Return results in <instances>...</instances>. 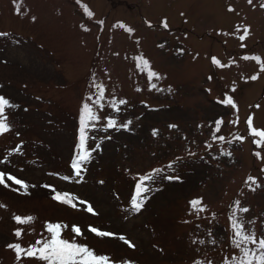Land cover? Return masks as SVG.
Returning a JSON list of instances; mask_svg holds the SVG:
<instances>
[{"label": "rangeland", "instance_id": "obj_1", "mask_svg": "<svg viewBox=\"0 0 264 264\" xmlns=\"http://www.w3.org/2000/svg\"><path fill=\"white\" fill-rule=\"evenodd\" d=\"M261 3L264 0H253L251 5L247 0H80L79 4L76 0H0V32L8 34L0 37V95L20 106L9 114L12 131L0 136V159L23 142V154L8 157L11 163L0 164V170L37 185L29 187L26 195L22 189L15 192L0 185V204L7 205L0 208V264H16L14 253L6 247L15 241L12 214L35 217L19 241L22 246L40 238L45 222L76 224L86 237L78 242L114 261L127 259L133 264H191L194 256L222 264L223 257L233 252L225 230L237 199L250 209L243 214L245 218L256 221L249 227L258 236L264 233V172L260 171L264 160L253 155L261 151L264 157V150L247 137L245 123L252 115L254 126L264 128V72L254 61L242 59L259 55L264 60ZM229 6L234 11L229 12ZM164 19L168 29L161 26ZM245 26L250 34L241 48L238 36L243 31L237 33L236 28ZM140 55L161 79L150 82L147 72L136 67L134 58ZM213 57L231 66L218 67ZM257 73V80L249 79ZM93 74L106 88L104 113L132 124L128 131L92 133L95 142L108 135L111 139L103 140L102 151L93 152L81 179L70 173L69 165L78 110L90 94ZM225 93L233 96L238 113L217 103ZM112 99L128 103L114 113L107 107ZM236 115L239 124L228 123ZM221 116L225 123L217 135L226 140L234 133L247 138L231 144L213 141L210 125ZM104 122L102 113L97 128ZM170 124L178 127L170 129ZM153 129L159 130L156 137ZM95 142L90 140L89 145ZM189 151L195 155L184 159ZM177 156L183 160L173 172L166 165ZM154 168H165L164 175H179L183 182L157 178L150 186L163 190L148 193L151 198L144 208L133 212V177ZM248 176L257 177L261 184L255 192L245 184ZM42 184L73 193L90 203L98 215L84 211L86 205L73 209L56 203ZM197 197L208 208L199 217L189 204ZM89 225L125 235L135 249L115 239L95 237L87 232ZM209 229L217 238L215 245L209 243L213 238L208 236ZM73 235L70 229L64 232L66 239ZM193 239H204L205 244L193 245Z\"/></svg>", "mask_w": 264, "mask_h": 264}, {"label": "snow or ice", "instance_id": "obj_2", "mask_svg": "<svg viewBox=\"0 0 264 264\" xmlns=\"http://www.w3.org/2000/svg\"><path fill=\"white\" fill-rule=\"evenodd\" d=\"M79 4L80 0H76ZM248 4H252L253 0H247ZM84 7V11L88 16L93 14ZM261 8H264V3L260 4ZM17 14L19 15V4L16 6ZM228 11L232 12L234 9L229 6ZM26 14V13H25ZM183 15V13H181ZM35 21V17H31ZM98 23L102 24L103 21ZM152 25L149 23L148 25ZM161 26L164 29H168L169 25L166 19L161 21ZM83 27V26H81ZM119 27L123 28L128 33H132L133 29L120 24ZM85 31H88L87 28H84ZM243 31L242 35L238 36V39L241 41V48L246 47L243 43L249 34L250 28L245 26L243 29L240 27L236 28V32L239 33ZM8 35L5 32H0V37ZM227 35V33H225ZM139 43V41H137ZM163 47V45H161ZM136 61V67L141 72H147V77L151 82L153 79L159 80L161 76L152 70L150 62L140 55L134 58ZM242 59L245 61H254L259 65L260 72H264V60L261 59L259 55H244ZM212 63L218 67H229V65L222 64L216 57L212 58ZM259 78V73L252 75L249 79L255 81ZM209 80L212 77L208 78ZM150 88L155 89L156 84L151 83ZM90 94L85 96L82 99L81 106L78 110V127L76 129V143L74 148V155L71 160V167L75 171V174L78 177H81V173L87 171L86 165L92 160L93 152L102 151V143L104 139H111V136L101 137L99 142H95L97 137L92 134L96 130H102L107 133L108 130L119 131L121 129L128 131L129 126L132 124L131 120L120 123L115 117L104 113L105 105V92L106 88L102 83H98L95 74L92 75L89 82ZM140 89H137L139 91ZM171 92V88L168 89ZM210 91V89L208 90ZM232 92H235L236 89L232 88ZM95 97V98H94ZM128 101L126 99H119L117 102L115 99H112L110 103L107 104V107L112 110L114 113H119L121 111V106L127 105ZM218 104H222L225 108L235 109L238 113L237 104L233 96L224 94L223 99L217 100ZM19 105L13 103L10 99L6 98L4 95H0V136H3L12 131V124L9 121V114L15 112L19 109ZM256 108H259L260 105H255ZM24 111H27L25 108ZM102 113L104 123L102 124L101 129H98L97 126L101 124ZM223 116L215 119L211 125V139L213 141L226 142L228 144L233 143V141L243 142L247 137L252 138V143L257 146L258 149L264 150V128H257L253 123V116L249 115L245 121L247 137L239 134H233L231 140H226L224 135H217L221 132L224 125ZM228 123L232 125L239 124V116L236 115V118L229 120ZM178 126L175 124H170V129H175ZM202 127V125H201ZM159 130L153 129L152 136L156 137ZM19 136V133H16ZM93 141L94 146L89 145V141ZM207 147L211 148L212 145L208 144ZM23 142L16 145L7 155L0 159V164H10L11 161L8 157L13 154L22 155ZM188 155L194 156L195 153L191 151L188 152ZM221 155L231 156L230 152H221ZM253 155L260 160H264V157L261 156V151L253 152ZM183 160L182 157L177 156L175 160L169 162L166 165L167 169L175 171V165ZM20 171H23L22 169ZM264 172V168L260 170ZM164 168H154L150 172L143 175H137L133 177L136 181L134 186V194L131 197V209L133 212H140L148 200L151 198L147 195L150 192H159L163 189L160 187L152 188L150 185L154 184L157 178H162L168 181H175L182 183V178L179 175H164ZM48 175H54V173H48ZM63 179H68V177H63ZM102 184L103 181H100ZM245 184L248 186L249 190L255 192L257 188L261 187V184L258 182L257 177L248 176L245 181ZM0 185L6 189H11L12 191L19 192L23 190L22 194H28L29 187L35 188L37 185L29 184L23 178H18L17 175L12 174L7 170H0ZM13 185L18 187H13ZM40 187L49 189L51 192V199L56 203L68 206L73 209H77L79 205H86L83 209L84 211L92 214L93 216L98 215V213L93 209L92 205L85 200H81L78 196L74 195L69 191H57L56 187L51 184H42ZM192 211L200 216L201 213L208 211L207 206L203 203L202 197H197L189 201ZM0 208H7V205L0 204ZM250 209L242 205L239 199L235 200L230 207V215H228V225L225 230L227 240L230 244V247L233 249V252L223 257L222 264H264V233L257 235V232L253 227L256 221L253 219H246L243 214L249 213ZM212 218L215 219V213H212ZM11 219L15 222L16 227L12 231V235L15 238V241L8 242L6 244L7 249L11 250L14 253V259L16 264H21L22 261H35L37 264H133L131 260H121L114 261L107 254H98L96 250L90 247L87 243L78 242V238H85V233L81 230L79 225L73 224L69 226L68 224L62 222H45L44 232L40 234V238L36 239L34 242L29 243L27 247L22 246V243L19 242L22 240L25 235L26 227L32 225L35 221V217L31 215H18L12 214ZM188 223V221H184ZM211 223V221H209ZM199 227V225H197ZM73 233L71 240L64 238V232L66 230ZM87 232L94 234L95 237L104 240L105 238H111L122 242L130 249H135V244L132 243L125 235L117 234L113 231L101 230L98 227H93L89 225L87 227ZM208 236L213 237L209 243L215 245L217 243V238L214 237L211 229L208 230ZM193 245H204V239H193ZM195 252H199L200 249H194ZM191 264H213L211 260H208L206 257L204 259L192 258Z\"/></svg>", "mask_w": 264, "mask_h": 264}, {"label": "trees", "instance_id": "obj_3", "mask_svg": "<svg viewBox=\"0 0 264 264\" xmlns=\"http://www.w3.org/2000/svg\"><path fill=\"white\" fill-rule=\"evenodd\" d=\"M165 169V168H164ZM167 170L165 169V172H166ZM188 223H190V222H188Z\"/></svg>", "mask_w": 264, "mask_h": 264}]
</instances>
